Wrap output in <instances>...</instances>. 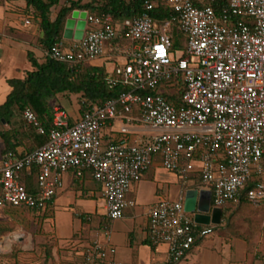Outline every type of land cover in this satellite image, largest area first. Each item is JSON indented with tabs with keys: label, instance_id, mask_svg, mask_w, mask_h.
Listing matches in <instances>:
<instances>
[{
	"label": "built area",
	"instance_id": "2783aa9c",
	"mask_svg": "<svg viewBox=\"0 0 264 264\" xmlns=\"http://www.w3.org/2000/svg\"><path fill=\"white\" fill-rule=\"evenodd\" d=\"M166 3L173 14L162 23L149 12L120 21L111 14L87 13L81 38L59 39L46 51L53 60L80 64L104 58L108 45L117 43L124 59L106 69V79L111 87L128 89L82 111L74 121L55 105L48 130L25 108L26 122L48 140L23 156L7 152L0 159V209H43L62 186L63 173L82 176L90 170L102 187L108 217L121 218L127 194L155 156L183 184L198 177L197 188L211 191L214 207L243 198L254 205L264 200V182L256 179L247 186L253 175L264 176V0H228L219 10L192 0ZM156 6L151 1L146 8ZM172 26L184 33L181 52L173 48ZM166 84L175 89L167 93L178 92V103L157 91ZM116 118L157 134L122 126L119 132L134 135L131 140H106L102 129ZM33 166L38 168L37 186L29 191L19 176ZM214 229L187 214L183 196L149 208L151 242L168 245L170 264L180 262L197 237ZM114 252L95 241L84 262L117 264L110 258Z\"/></svg>",
	"mask_w": 264,
	"mask_h": 264
},
{
	"label": "crops",
	"instance_id": "0c3cea01",
	"mask_svg": "<svg viewBox=\"0 0 264 264\" xmlns=\"http://www.w3.org/2000/svg\"><path fill=\"white\" fill-rule=\"evenodd\" d=\"M61 4H67V0H61ZM26 6V0H0V105L5 102L11 90L9 80L24 78L26 72L33 69L29 53L40 62L46 56L47 49L41 42L40 25L33 15L27 12ZM58 8L53 9L52 17L55 16ZM82 12L84 11L74 10L68 18L76 13L75 19L78 21ZM27 18L31 19L30 24L25 23ZM76 30L75 25L72 36L65 37L63 33V38L79 39L75 37ZM116 46L117 43L108 45L104 58L86 63L111 70L117 61L124 59ZM50 103L53 107L55 105L64 107L72 121L82 113L79 94L61 92L51 98ZM22 117L23 114L17 113L12 120L13 123L0 124V130H11L18 126ZM129 128L139 132L144 131L140 124H133ZM117 132L119 130L108 135L106 133L109 131L106 130L105 139L108 140ZM131 135L128 137L130 140ZM0 145H2L1 159L4 148L1 140ZM19 148L24 147L19 146ZM185 193L182 180L176 173L167 170L162 160L158 158L152 162L141 180L127 194L129 204L124 210L123 217L111 219L107 215L102 187L93 178L91 171L85 170L82 176L67 171L62 174V186L50 202L46 223L53 232L57 247L67 249L66 258H74L77 264H85L84 254L95 241H98L102 247L115 248L110 258L117 264H170L168 245L166 243L155 245L151 242L149 208L161 200L177 199L180 196L185 199ZM225 208L227 207H222L221 222L226 215ZM213 233L199 239L186 256L176 264H259L261 261L256 253H252L254 249L251 248L250 240L238 236L225 237L226 242L222 244L221 249L218 248ZM226 248L227 256L223 254ZM236 250L240 255L232 256V251Z\"/></svg>",
	"mask_w": 264,
	"mask_h": 264
},
{
	"label": "trees",
	"instance_id": "16d2710c",
	"mask_svg": "<svg viewBox=\"0 0 264 264\" xmlns=\"http://www.w3.org/2000/svg\"><path fill=\"white\" fill-rule=\"evenodd\" d=\"M151 1H157V6L152 10H147V2ZM192 1L199 6L212 4L217 10L228 4V0ZM26 2L27 12H30L40 25L42 31L41 42L47 50L57 40L63 38L66 20L74 10H83L88 14L96 15L111 14L115 21L149 12L160 23L166 18H170L173 14L166 0H67L65 5L61 4V0H26ZM55 7L59 8L56 10L55 16L52 17L51 14ZM178 34L184 36L183 32L173 26L170 29V35L174 49L177 46ZM29 59L33 69L27 71L24 78L9 80L11 90L5 102L0 105L1 125L13 123L12 120L16 114H23L25 108L29 107L36 113L41 125L48 130L52 125L53 117V106L50 103V99L58 93L79 94L81 109L84 111L92 108L95 104L114 99L121 92L128 89V87L123 85L111 87L106 79V69L101 66L90 65L86 62L80 64L60 62L49 58L47 55L40 62L32 53H29ZM166 86L168 85L166 84ZM165 96L170 102L178 103V92L177 94L176 92L165 93ZM117 134L118 137L113 139V141L130 136V134L123 135L121 132H117ZM0 140L4 143L2 155L7 152H13L17 156H23L44 144L48 140V136L47 134H39L35 126L28 124L23 116L18 126L13 127L11 130H0ZM19 146L24 148L20 149ZM158 158L161 159L160 156H155L154 160ZM37 173L38 168L33 166L30 169H24L19 176L20 181L29 191L36 189L33 176H37ZM197 181L200 182L198 177ZM251 186L253 184L248 185V187ZM243 202L253 205L244 198L241 199L240 203ZM49 206L50 202L43 209L24 206L6 207L0 209V213L6 210H10L9 212L13 213L17 209H23L41 214L47 218L49 216ZM7 230L8 227L0 222V235ZM199 239L198 237L196 238L193 246Z\"/></svg>",
	"mask_w": 264,
	"mask_h": 264
},
{
	"label": "rangeland",
	"instance_id": "374dc122",
	"mask_svg": "<svg viewBox=\"0 0 264 264\" xmlns=\"http://www.w3.org/2000/svg\"><path fill=\"white\" fill-rule=\"evenodd\" d=\"M173 28V26H172ZM185 36L182 34L177 35L176 50L181 52L184 49L183 40ZM178 52V53H179ZM162 85L157 91L167 93L168 91L174 92V88ZM132 115L137 116L138 112L134 111ZM111 124L103 127V137L105 138L106 130L109 133L119 130L122 126H131L126 124L124 119L116 118ZM142 126V125H140ZM144 135H156V131H141ZM134 135H132L133 137ZM117 134L110 137L113 140ZM2 145H0L1 148ZM106 145H102L101 150H104ZM37 176H33L35 186ZM264 182V176L253 175L247 186L255 180ZM185 191L190 188L200 186V182L183 184ZM214 207L213 204H211ZM225 208L226 215L220 224H213L215 239L218 243V248L222 249V244L226 242L225 237L233 238L234 236L243 237L251 243L253 248L252 253H256L259 257V264L264 263V200L259 204H249L247 202L238 205L229 203ZM6 210L0 213V222L8 227L0 235V264H77L74 258H66L68 255L62 247H57L56 239L53 237V232L48 228L46 217L32 211L17 209L11 213ZM193 217V213L187 212ZM211 235V234H209ZM208 236V235H207ZM72 254V253H71ZM226 256L227 248L223 251ZM70 255V254H69ZM73 255V254H72ZM71 255V257H72ZM240 255L239 251H232V256Z\"/></svg>",
	"mask_w": 264,
	"mask_h": 264
},
{
	"label": "water",
	"instance_id": "95a60500",
	"mask_svg": "<svg viewBox=\"0 0 264 264\" xmlns=\"http://www.w3.org/2000/svg\"><path fill=\"white\" fill-rule=\"evenodd\" d=\"M76 13L68 18L65 24L64 36L71 37L73 28L76 25L75 37L81 38L86 26L87 13L81 14V19L76 21ZM184 208L187 212L193 213L195 222L201 224H220L222 220V208L211 206V191L207 189H188L185 193Z\"/></svg>",
	"mask_w": 264,
	"mask_h": 264
}]
</instances>
